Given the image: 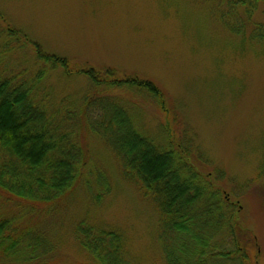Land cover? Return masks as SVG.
<instances>
[{
	"label": "trees",
	"instance_id": "obj_1",
	"mask_svg": "<svg viewBox=\"0 0 264 264\" xmlns=\"http://www.w3.org/2000/svg\"><path fill=\"white\" fill-rule=\"evenodd\" d=\"M205 1L235 34L245 32V21L264 2ZM0 22V264H58L60 242L46 220L25 221L28 213L61 204L80 187L95 208L111 193L103 169L84 150V131L104 143L123 178L155 207L167 264H259V251L251 252L257 238L240 218V201L223 188L217 173L200 168L204 155L186 130L177 133L163 124L158 141L139 128V115L123 93L146 96L168 113L166 95L154 80L113 66L78 64L46 50L2 14ZM250 35L264 44V24L255 23ZM29 49L30 65L15 68L13 54ZM58 69L67 77L87 78L79 104L68 99L54 104L46 81ZM90 217L80 218L72 231L89 257L85 264H138L124 231Z\"/></svg>",
	"mask_w": 264,
	"mask_h": 264
},
{
	"label": "rangeland",
	"instance_id": "obj_2",
	"mask_svg": "<svg viewBox=\"0 0 264 264\" xmlns=\"http://www.w3.org/2000/svg\"><path fill=\"white\" fill-rule=\"evenodd\" d=\"M211 6L205 0H0V14L50 52L154 80L166 95L169 117L146 96L123 93L139 115V128L155 140H163V124L177 133L186 130L204 155L200 168L217 173L240 201V218L258 242L251 252L258 250L264 264V44L250 38L253 25L264 24V2L241 34L217 19ZM13 55L18 69L34 57L31 49ZM46 85L55 105L63 99L79 104L89 87L86 77H67L62 69ZM82 143L89 161L103 169L111 193L95 208L80 187L61 204L41 207L38 215L40 210L29 212L25 221H47L60 242L58 264L89 261L72 234L86 215L124 231L138 264H167L155 207L123 178L100 139L84 131Z\"/></svg>",
	"mask_w": 264,
	"mask_h": 264
}]
</instances>
